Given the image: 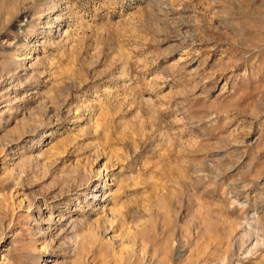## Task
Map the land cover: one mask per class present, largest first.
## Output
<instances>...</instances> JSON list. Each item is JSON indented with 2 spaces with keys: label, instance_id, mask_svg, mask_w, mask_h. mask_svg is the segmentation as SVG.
Here are the masks:
<instances>
[{
  "label": "rangeland",
  "instance_id": "obj_1",
  "mask_svg": "<svg viewBox=\"0 0 264 264\" xmlns=\"http://www.w3.org/2000/svg\"><path fill=\"white\" fill-rule=\"evenodd\" d=\"M0 264H264V0H0Z\"/></svg>",
  "mask_w": 264,
  "mask_h": 264
},
{
  "label": "bare ground",
  "instance_id": "obj_2",
  "mask_svg": "<svg viewBox=\"0 0 264 264\" xmlns=\"http://www.w3.org/2000/svg\"><path fill=\"white\" fill-rule=\"evenodd\" d=\"M93 195H94L95 198H97V196L100 195V194H98V192L96 191V192H94Z\"/></svg>",
  "mask_w": 264,
  "mask_h": 264
}]
</instances>
